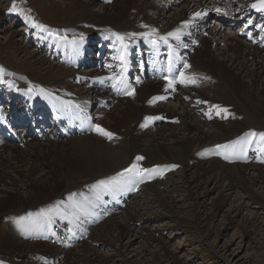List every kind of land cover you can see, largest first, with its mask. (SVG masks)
Listing matches in <instances>:
<instances>
[{
  "label": "bare ground",
  "instance_id": "6f19581e",
  "mask_svg": "<svg viewBox=\"0 0 264 264\" xmlns=\"http://www.w3.org/2000/svg\"><path fill=\"white\" fill-rule=\"evenodd\" d=\"M69 1L65 3L61 19L65 23L62 26L49 28L36 17L33 22L42 25L44 30H41L26 21V7L15 5V10H12V0H0V25L10 16L16 15L15 18L23 20L24 27L33 32L35 38L48 44L45 45L48 49L53 45L57 48L65 45L78 37L75 34H83V39L80 37L77 40L78 46L72 52L73 58L78 57L81 47L96 34L105 42L111 43L112 56L121 59L122 54L138 45V40L143 38L140 34L155 29V33L166 35L189 26L190 22L206 19L214 11L212 0ZM238 1H244L247 7L256 2ZM96 3H100V10H95ZM60 4L57 2L54 8L59 10ZM224 4L233 6L234 2L228 0ZM197 12L202 15L195 17ZM144 25L148 27H143ZM202 27L204 31L194 32V40L200 45L196 46L191 55L190 67L185 70V75L197 77V84L185 86L180 94L170 100L149 103L153 97H158L157 94L166 92V86L147 79L136 89L134 99L115 100L107 108L95 109L100 126L112 132L114 138H118L115 142L127 141L126 154L109 144L108 139L97 132L67 140L52 138V131L49 132L51 129L44 134L27 132L30 138L24 144V149L17 143L7 141L3 146L0 143V216L11 214L9 228L0 230V238L3 240L0 253L4 254L3 257H17V260L28 264H42L36 258V255L42 254L51 263L69 260L68 262L74 261L73 264H109V255L105 254L107 252L99 250L105 245H111L117 256L125 255V261L133 264L134 256L129 255L131 252L126 253L128 248L135 245L132 233L135 230L141 233L144 231L146 236H150L149 239H155L160 244L161 240L156 233L162 231V226L154 224L155 229L150 231L148 225L164 219L162 212H157V209L147 218L140 211L143 208L153 211L156 207L169 209V198L167 200L165 195H175L179 188L187 189L188 197L195 201L189 202L190 205H196V200L200 197L197 185L210 181H214L215 188L222 186L229 191L237 186L250 198L258 199L264 204V194L258 198L256 191V185H261L264 189V162L261 158L260 162L231 164L213 156L212 151L208 150L213 145L228 141L250 129L262 130L261 133H264V50L228 30L224 23L218 24L209 19ZM16 33L11 32L6 35L4 42H0V82H3L4 77L11 78L7 85H0V93L8 91L13 96L16 92L26 94L29 90L45 88L50 101L56 100L54 92L62 91L68 94V98L74 95V98L78 97L89 105L94 98V89L79 83L75 70L62 66L61 62L51 63L49 57L52 54L49 57L38 55L37 50L29 48L27 38ZM39 33L43 35L37 37ZM112 33L125 37L123 44L127 45L126 49ZM204 33L207 35L204 36ZM7 49H15L24 54L25 59L18 60L17 63L10 61ZM19 80L24 81L23 84H18ZM95 94L111 99L104 92L95 91ZM35 95V98H41L39 91H35ZM14 96L16 99V95ZM18 103L22 107L21 117L29 118L31 100L20 98ZM215 105L227 109V112L219 111ZM155 109L167 112L164 116L158 114L159 117L168 118L166 124L157 126V122H147V127H141L146 123L147 115L152 114ZM261 145L257 141L256 146ZM66 152L70 153V157L72 155L84 162V168L67 164L63 166L59 160L55 163L43 161V155L54 154L60 158ZM137 156H143L144 159L137 161ZM133 163L141 168L155 169L144 173L142 177L127 174L141 182H134V193L141 191L145 194L143 205L134 208L129 206L131 203L124 204L111 217L105 218L110 205L103 195L112 199L111 204H116L113 201L116 195L110 193L108 183L113 180L114 175L123 172ZM160 165L164 166L162 174ZM177 171H183L179 176H185L182 180L179 177L177 179ZM173 176L176 178H172ZM148 178L152 179L151 183L145 182ZM100 181H104V184H100ZM169 181L171 184L168 183L162 189L163 184ZM224 181L226 184H223ZM72 188H78V191H71ZM137 197L138 194L134 198ZM260 209L264 210V206L260 205ZM26 211L29 213L24 221ZM117 215L126 217L121 219L122 216L116 217ZM68 216H86L88 218L81 220L89 224L93 222V217L97 218L92 230L98 231L96 234L102 238L91 232L88 239L84 240L81 236L84 241L76 247H64V244L46 241L38 246V242L19 239L22 237L20 233L31 239L38 230H52L54 237L59 230L62 232L74 226L70 223L68 226L71 227L62 226ZM167 217L176 218L174 214ZM99 218L104 219L99 221ZM162 246L167 251V245ZM135 251L143 255L147 253L139 245ZM148 251L153 259L162 261L160 250ZM2 264L16 263L4 258Z\"/></svg>",
  "mask_w": 264,
  "mask_h": 264
},
{
  "label": "rangeland",
  "instance_id": "374dc122",
  "mask_svg": "<svg viewBox=\"0 0 264 264\" xmlns=\"http://www.w3.org/2000/svg\"><path fill=\"white\" fill-rule=\"evenodd\" d=\"M17 1H19V3H16L15 0H12V3L22 8L26 7V9H28V12L23 10L25 14H27L31 19L33 18V16L38 17L39 21L45 22V24L48 23L49 25H46L49 28H57L65 23L61 21V19L63 13L65 12V3L70 2L69 0H56L57 2L61 3L60 9L56 10L54 7H56L55 5L57 4V2H55L54 0ZM96 4L97 5L95 7V10H100V3ZM110 4L108 3V5ZM179 4H181V1L179 2ZM15 17L16 15H12L8 19L4 20L3 23H1L0 42H4L6 40V35L10 34L11 32L15 31L23 37V35H25L29 31L24 27L25 22L23 20L22 23L17 22L19 21V18ZM50 25H53V27ZM225 26L233 33L239 34V31L236 32L234 30H231L227 25ZM206 35L207 33H204V36ZM34 40L39 39L35 38ZM27 44L29 45V48L31 50H37L38 55L40 56L47 55L49 57L51 54V51L48 54V51L42 52L41 50H38L37 47L32 46L31 43ZM53 46L57 48L56 45ZM52 48L50 47L49 49L52 50ZM6 54L8 55V57H10V61L14 63H17L18 60L20 61L22 59H25L24 54L18 53L15 49H7ZM49 59L51 63L57 62L50 57ZM124 102L126 103L127 101L125 100ZM152 114H162V116H164L167 114V112L163 110L158 111L155 109L152 111ZM162 124L164 125L166 124V122H162L157 126H162ZM67 139L68 138H65V140ZM116 140H118V138H113L111 139V141L108 139L107 142L126 154L128 145L127 141L119 140V142L116 143ZM17 144L19 147L24 149V144H26V142ZM43 157L42 158L44 159V162L51 161V163H55L59 160L62 161L63 166L67 164L69 166L72 165L73 167L81 166L82 168H84V162L73 158L72 155L70 157V153L68 154L67 152L64 153L60 158H57L54 154H46L43 155ZM58 167H61V165H59ZM182 173L183 171L176 172L175 175L177 179L180 178L179 176ZM174 176L172 178H174ZM184 177L185 176H181L180 180H182ZM208 178H210V176ZM133 179L135 183H139L136 178ZM140 180L141 179H139V181ZM145 182L151 183L152 179L148 178L145 180ZM170 182L171 181L164 183L162 189H164ZM223 184H226L225 181ZM214 185V181H210L202 185H197L196 190L200 192V197L198 198V200H196L198 202L196 205H190V203H194L195 201L194 199L192 200V198L188 197L187 189L179 188L175 195L173 193L168 196L165 195L167 197V200L169 198L171 202L170 203L168 200V203L170 204L169 209L164 207H156L152 211V209L150 208H143L140 213L146 218L155 213L156 209L157 212H162V215H164V219L157 220L156 223L150 222L148 225V229L150 231H153L155 229L153 227L154 224L162 226V231L156 233L157 237H159L162 242L159 240V244L155 239H149L150 236H146L144 234V231L141 233V231L139 232V230H135L131 235L133 236L132 238L135 242V245L126 250V253L131 252L129 254L131 257L134 256L133 261L135 262L133 264H264V210L260 209V205L264 206V204H262L258 199L253 200L248 196L246 192H243L237 186H235L233 190L229 191L224 190L222 186H218L217 188H215ZM256 189V191L258 192L257 197L261 198L264 194L263 187L261 185H256ZM71 191L76 192L78 191V188H72ZM137 194L138 197L135 199L134 197ZM137 194L134 195L133 198L129 201L128 204L131 203L129 206L138 208L143 205V201H145V194H142L141 191H139ZM134 202L136 205H134ZM27 213L29 212L26 211L24 221H26V218L28 217ZM170 214H174L176 218L167 217L170 216ZM118 216H122L121 219H123V216L126 217V215H117L116 217ZM94 219L95 218L93 217L92 220ZM10 223L11 214L10 216L9 214H3L2 216H0V230L9 228ZM91 224L92 226H94L96 222H92ZM171 224H174V226H171ZM96 232L98 231L94 232V230H92V235L101 237L98 236ZM20 235L22 237L19 239L28 240L34 243L38 242L36 243L38 246H41L45 241L43 240L45 238L42 236V232H39V230L31 239H27L26 236L21 233ZM53 241L54 240L52 239H47L46 242L53 243ZM1 243H3V240H1L0 238V244ZM81 243L82 242H80V244ZM162 244H164L165 246L167 245L166 250L169 252L161 248L163 247ZM138 245L141 246L145 253H147L143 255L139 252H136L135 249L138 248ZM148 249H154V251L160 250L159 252L162 253L160 259L162 261L153 259L149 254L150 252L148 251ZM99 251L107 252L105 254L109 255V264H129L123 258L125 255L117 256L114 246L105 245L104 248ZM134 254L138 255L136 256ZM3 255V253H0V260L1 258L13 261H17L18 259L17 257H3ZM13 255L19 256V254ZM38 257H40V254L36 255L37 259ZM35 260L36 259L34 258V261ZM68 261L69 260L52 264L74 263V261ZM21 262H25V264H28L26 261ZM39 263L42 262L39 261Z\"/></svg>",
  "mask_w": 264,
  "mask_h": 264
},
{
  "label": "snow or ice",
  "instance_id": "6c2138e0",
  "mask_svg": "<svg viewBox=\"0 0 264 264\" xmlns=\"http://www.w3.org/2000/svg\"><path fill=\"white\" fill-rule=\"evenodd\" d=\"M251 7L256 9L257 11L264 12V0H256V2L251 5ZM12 10H15V4H13V9ZM217 11L219 12L220 10L217 9ZM201 15H202V13H200V12H197V13L194 14L195 17H200ZM25 19H26V21L31 22L33 27H37V28H40L41 30H44V27L42 25H39V24L31 21L30 17H25ZM143 27H148V26L144 25ZM155 32H156L155 29H151V31L149 33H142L140 35H142L145 39H148V37L150 35L154 34ZM111 35L114 36L117 40L121 41V43L123 44V41L125 40L124 36H122V35H120L118 33H112ZM129 35H135V34H129ZM169 37H173V38H175L176 40L179 41L180 37H181V33H180L179 30H177L175 32H170L167 35L158 36V40L162 41L165 44H167L168 40H169ZM81 39H83V36H81ZM151 42L155 44L157 41L153 40ZM73 43H75V42L73 41ZM123 47L126 49L127 45L123 44ZM184 67L187 68V67H190V65H188L185 62ZM169 70L171 71V68ZM166 79H167V77H166ZM137 83H139V80L137 81ZM177 83H179V84H181L183 86H188L189 84H197V77L195 75H185L184 72L181 71L177 77H174L172 79H168V83H167V85L165 87V91L167 92L169 88H171L172 91H175L176 90L175 89V85ZM125 87L127 88L128 85L125 84ZM125 94L126 95H135V90L133 89L131 91H126ZM166 98L167 97H165V96L153 97L152 100L149 101V103H154V102H156L158 100H164ZM214 107L219 109V111L227 112V109H222V108H220L219 105H215ZM217 114H219V112ZM209 118H211V117H209ZM153 119H162V117H146L145 118L146 123L142 124L141 127H147V122L151 121ZM94 128H95V131L98 134L106 137L107 139L111 140V139L114 138V134L112 132H109V131L105 130L101 126L95 125ZM245 136L249 137V138H253V137H257L258 136L260 142L262 143V145H264V133L250 132V133H246ZM233 143H236V142H233ZM248 143H251V139L248 140ZM227 147H229V146L228 145H217V148H227ZM260 150L264 151V146H262L260 148ZM225 158H227V157H225ZM143 159H144L143 156H137L136 157L137 161H140V160H143ZM154 170L155 169L141 168V167L138 166V164L133 163L129 168L125 169L124 172L118 173L117 175L123 177L127 173V174H135V175H138V176L142 177L144 173L151 172V171H154ZM113 179H115V178H113ZM100 184H104V181H100Z\"/></svg>",
  "mask_w": 264,
  "mask_h": 264
}]
</instances>
